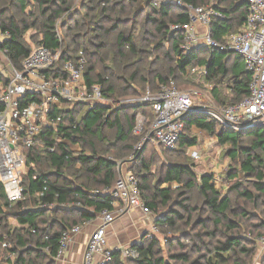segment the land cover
Returning <instances> with one entry per match:
<instances>
[{"label":"trees","instance_id":"obj_1","mask_svg":"<svg viewBox=\"0 0 264 264\" xmlns=\"http://www.w3.org/2000/svg\"><path fill=\"white\" fill-rule=\"evenodd\" d=\"M182 1L214 6L224 14V19L211 22V35L217 41L237 32L247 15L246 0ZM28 4V0H0V34L8 33L7 38L0 40V50L12 67L20 68L35 48L24 39V33L35 29L36 47L60 49V66L66 60L83 56L86 85L100 84L107 100L138 95L146 88L156 92L160 84L171 80L182 89L177 84V74L187 75L186 70L195 67L205 68L202 76L211 83L208 94L217 104L237 103L249 94L252 75L237 53L207 46L181 52L184 34L170 27L186 23L188 14L173 1L131 0L129 5L136 14L144 13L143 26L150 23L157 39L154 54L157 52L158 59L150 61L148 67L138 65L142 56L136 50L133 33L120 30L122 16L127 13L125 0H88L87 8H82L84 13L75 12L60 25L57 20L70 10L68 0H36L37 15L25 12ZM105 22L110 25H104ZM164 41L170 44L168 51L162 50ZM161 61L162 65L152 70ZM225 79L229 81V97L220 95L216 85ZM0 82H7L4 75H0ZM26 99L32 97L26 95ZM139 113L148 122L153 118L149 103L118 107L102 103L88 109L81 103L64 102L61 108H54L51 115L61 118L56 131L44 128L38 136L40 145L23 148L28 172L21 178L22 199L11 205L0 181V264L10 254L14 255L15 264H55L53 256L64 230L94 219L102 210L114 209V200L105 189L113 186L119 176L118 161L133 152L136 168L127 171L138 179L141 198L155 214L154 225L160 231H177L180 235L169 238L167 246L181 250L189 247V252H197L192 260L184 252L171 253L170 259L183 264H248L246 258L255 253L257 238L264 235V127L232 131L208 117L190 115L184 121L177 148L161 147L159 154L150 153L149 162L145 153L148 146L154 145L152 142L146 141L139 151L133 149L146 133V129L141 135L133 132ZM193 126L213 135L219 145L228 146L224 154L238 163L224 173L230 183L224 192L216 186L213 173L196 176L194 164L188 163V148L197 143V138L187 133ZM106 129L114 131L112 141L103 134ZM57 135L71 144H80L86 151L74 152L64 143L55 142ZM50 145L54 146L52 151ZM162 156L166 161H162ZM155 159L160 161L158 183H167L168 187L151 184L149 170L156 164ZM173 183L182 185L185 191L173 197ZM232 192L236 193L235 198ZM159 205L168 210L158 211ZM203 210L205 216L201 215ZM11 219L19 226L10 227ZM179 222L190 229H180ZM4 236L9 243L6 247L1 245ZM145 236L144 242L132 246L138 250V258L123 261L115 252L112 264H167L161 256L159 239H144ZM183 239L193 241L186 243ZM173 242L176 244L172 245Z\"/></svg>","mask_w":264,"mask_h":264},{"label":"built area","instance_id":"obj_2","mask_svg":"<svg viewBox=\"0 0 264 264\" xmlns=\"http://www.w3.org/2000/svg\"><path fill=\"white\" fill-rule=\"evenodd\" d=\"M173 1L188 14L186 23L171 25L172 31L184 34L180 45L182 53L194 48L207 46L219 50L237 53L244 61L245 69L252 75L249 94L233 104H217L200 90L179 89L174 81L160 84L156 92L149 89L140 96L124 98L120 105L149 103L153 118L139 113L136 117L134 134L145 135L138 142L141 147L146 141L167 150H175L182 135L184 121L190 115L208 117L224 128L232 131L264 126V0H246L247 15L244 24L237 32L223 36L222 41L211 35L213 19H224V14L214 6H196L182 0ZM199 27L202 31H199ZM8 37L1 33L0 40ZM60 49L50 50L42 45L33 48L26 56L20 68L10 66L7 82H0V181L7 201L12 205L23 197L22 175L28 172L26 155L23 148L40 145L39 134L44 128L56 131L61 118L53 117L54 108H61L62 103H81L88 109L97 104L106 103L102 86L94 84L88 87L84 81L86 60L79 56L75 60H66L59 65ZM206 73L204 67L190 68L186 72ZM26 95L32 97L27 100ZM147 127L146 126V123ZM55 142L64 143L71 150L69 140L57 135ZM50 151L53 145L48 147ZM194 158H201V152L189 148ZM114 202L112 211L102 210L100 226L89 235L83 254L82 264H112L114 253L120 257L136 259L139 252L132 246L111 248L108 246L106 225L112 222L125 209L138 208L145 214H153L141 198L138 179L119 166V176L115 184L107 189ZM65 206H69L65 204ZM87 222L64 230L58 241V248L53 256L54 263L60 261L73 235L80 232ZM157 231L155 225L152 232ZM146 236L150 237V233ZM1 243L6 247L9 243ZM257 244L264 251V235L257 238ZM48 252V247L44 248ZM1 264H15L14 255L10 254Z\"/></svg>","mask_w":264,"mask_h":264},{"label":"rangeland","instance_id":"obj_3","mask_svg":"<svg viewBox=\"0 0 264 264\" xmlns=\"http://www.w3.org/2000/svg\"><path fill=\"white\" fill-rule=\"evenodd\" d=\"M96 1H98V0H96ZM28 2H29V4H28L25 12L26 13L33 12V13H35V15H37L38 8L36 6V0H28ZM68 2L71 5L70 10L68 12H64L63 15L57 20L58 25L67 22L68 18L71 15H73V13H75V12L80 11L81 13H84L85 9H82L83 6H85L86 8L88 6V0H68ZM130 3H131V0H125V5L127 6V13L123 14V16H122L123 20L120 22V30L125 31V32L129 31V32L133 33V36H134L135 41H136V50L138 52H140V55L142 56V59L138 63V65L143 63L145 65V67H148V63L150 61H155L158 59L157 52H156V54H154V52H155L154 44L157 41V39L153 36L154 35L153 26L150 23L143 26V22L145 20L144 13L141 15L136 14L134 12L135 10L133 9V7H129ZM104 25L109 26L110 23L105 22ZM61 32H62V30H61ZM32 36H34V38H31ZM37 36H38V32H36L35 29H30L26 33H24V39L27 43H29L31 45V47H36V43H35V41H33V39H37ZM112 38L113 37H111V39ZM162 46H163L162 50H164V51L165 50L168 51L170 48V44L168 41H164L162 43ZM105 63L108 65V62H105ZM161 65H162V61L160 64L154 66L152 70H155L156 68L160 67ZM9 67H10V65L8 63V59H7L6 55L0 50V75H4L6 78H9L10 77V68ZM176 79H177V84L182 89H184V90H190V89L200 90V91H202V93L206 94L209 98H211V96H210V94H208V92L211 90L212 85H211V83H207L204 81V78L199 71H195L193 73L188 71L187 75L177 74ZM202 81H204L205 84H207L208 86H205V84H203ZM228 84H229L228 79H225L222 82L216 83L217 89H218V92L220 93V95H222V96L226 95L228 97L230 96V90H229ZM146 89H145V91H146ZM145 91L139 92L138 95L125 96L122 98H118L114 101L108 99L106 101V104L109 105V107H118L120 105V104H118V101H120L124 98H127V97L130 98V97L143 95V93ZM124 106H126V105H124ZM259 130H261V129H259ZM187 133H188V135L195 136L197 138V143L194 145L196 151H199V152L202 151L201 152L202 153L201 158L196 159L192 155H190L189 158H187L188 163L194 164V170L193 171H194L195 175L200 176L201 174L208 173L210 171H214V173L216 175V177H215L216 186L218 187V189H222V191L224 192L226 190V188L228 187V185L230 184L229 182H226V180L224 178L225 171L231 165L233 167H236L238 165L237 162L230 160V158H228L224 154L225 150L228 146L219 145L216 138L213 135H209L208 133H206L204 131H199L194 126L191 127V129H189V131H187ZM103 134L107 138H109V140H111V141L114 138V131H112V130L106 129L103 132ZM148 147H150V149H148L147 152L145 153V157H146L147 161H149L148 159H149L151 152H154L155 154L156 153L159 154L162 151V148L160 146L151 145ZM141 148H142V146L138 147V143H136L133 147V149L135 151H139ZM154 149H155V151H153ZM71 150L74 152L86 151L80 144H72ZM188 153H190L189 148H188ZM162 157H163L162 161L163 162L166 161V158L164 156H162ZM170 160H172V159H170ZM155 161H156V164H152L150 166V170H149V172H151V184L153 186H157V187H161V188L162 187H168L167 183H162V182L158 183V178L160 177V173H159L160 161H158L157 159H155ZM149 162H151V161H149ZM118 163H119V166L123 170H130V169L136 168L135 167L136 166L135 165V153L134 152L131 153L130 155H128L125 158V160L118 161ZM170 189L172 191H174L173 197L176 196V193H178L182 190L185 191V188L182 185H177L176 183L171 184ZM232 194H233V197L235 198L236 193L232 192ZM193 196L195 197L196 194L193 193ZM177 199H178L177 201L180 200V198H178V197H177ZM239 201H241V199H239ZM171 206L173 208L179 210L178 206H175V204H171ZM167 210H168V207H165L162 205H159V207H158V211H160L162 213L166 212ZM153 215H155V214H153ZM195 215H197V213H195ZM201 215L202 216L206 215L205 210H203L201 212ZM9 222H10V227L19 226V224L14 219H11ZM179 224H180V222L178 223V225ZM184 227H185L184 224H180V229L184 228ZM189 227H185V229L189 230L190 229ZM249 235L250 234H248V236ZM150 236H156L159 239L160 248H161V256L164 258V260L167 264H183L179 260L174 261V260L170 259L169 254H171V253H180V252L189 253L191 256V260L197 257V252H195V251L189 252V247L181 250L179 247H176V246H173V247H171L170 245H169L170 247L167 246L168 243L166 241L169 238L173 240L175 237H177V238L180 237V235L177 231H172V232L169 230L160 231L157 228V231L150 233ZM147 238H150V237L145 236L144 239H147ZM138 241L140 243L144 242L142 237ZM182 241H184L186 243H191L193 240L183 239ZM175 244H176V242H173L172 245H175ZM240 257L242 258V260L244 259L243 256H240ZM3 261H5V260H3ZM246 262L248 264H264V251L261 250L259 248V246H257L255 253L252 256L246 258ZM124 263H126V262H124Z\"/></svg>","mask_w":264,"mask_h":264},{"label":"crops","instance_id":"obj_4","mask_svg":"<svg viewBox=\"0 0 264 264\" xmlns=\"http://www.w3.org/2000/svg\"><path fill=\"white\" fill-rule=\"evenodd\" d=\"M199 31H202L201 27H199ZM190 148L195 149V146L193 145ZM208 173H213L216 177L214 171ZM153 222V214H145L138 208L125 209L123 213L118 214L112 222L106 225L108 246L115 249L131 246L133 243L138 242L143 235L152 233ZM101 224L103 223L99 214L88 221L80 232L72 236L63 258L57 264H82L86 241L90 233ZM121 260L123 259L121 258Z\"/></svg>","mask_w":264,"mask_h":264},{"label":"water","instance_id":"obj_5","mask_svg":"<svg viewBox=\"0 0 264 264\" xmlns=\"http://www.w3.org/2000/svg\"><path fill=\"white\" fill-rule=\"evenodd\" d=\"M257 127H260L261 128V127H264V126L263 125H258ZM133 245H134V243L131 246H133Z\"/></svg>","mask_w":264,"mask_h":264}]
</instances>
